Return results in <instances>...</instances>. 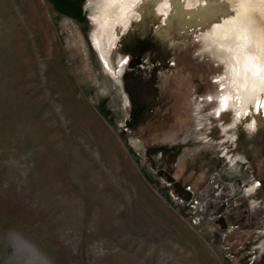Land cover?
I'll return each instance as SVG.
<instances>
[{
  "label": "rangeland",
  "instance_id": "374dc122",
  "mask_svg": "<svg viewBox=\"0 0 264 264\" xmlns=\"http://www.w3.org/2000/svg\"><path fill=\"white\" fill-rule=\"evenodd\" d=\"M89 1L0 0V264H264V123L216 116L225 67L193 28L156 37L159 6L132 18L110 51L124 73L109 75ZM126 73L157 77L163 99L137 127ZM216 177L243 181L245 218L214 197Z\"/></svg>",
  "mask_w": 264,
  "mask_h": 264
},
{
  "label": "bare ground",
  "instance_id": "6f19581e",
  "mask_svg": "<svg viewBox=\"0 0 264 264\" xmlns=\"http://www.w3.org/2000/svg\"><path fill=\"white\" fill-rule=\"evenodd\" d=\"M179 1L182 0L89 1L88 6L94 10L90 16L91 39L107 73L112 77H121L124 73L126 59L115 68L110 61V51L130 26L132 18L159 6L167 10L168 16L154 28L156 37L172 40L193 28L201 38L203 49L225 67L220 77L221 97L214 110L216 116L231 109L235 127L245 123L249 131L260 128L264 123V0H195L192 7L183 9L175 7L174 3ZM202 99L199 96L197 100L200 108ZM222 131L227 134L226 128ZM231 139L236 141L235 134ZM223 155L220 157L224 158ZM255 190L256 185L245 189L248 195L255 194Z\"/></svg>",
  "mask_w": 264,
  "mask_h": 264
},
{
  "label": "trees",
  "instance_id": "16d2710c",
  "mask_svg": "<svg viewBox=\"0 0 264 264\" xmlns=\"http://www.w3.org/2000/svg\"><path fill=\"white\" fill-rule=\"evenodd\" d=\"M58 10L65 13V11H62L60 9ZM125 76L126 89L132 101V110L134 117L133 123L131 125L132 127H137L144 123L146 119L150 118V116H156L155 114L157 113H155V110L156 108H158V106H160V102L163 99H160L161 97H158V95H156L158 94L157 77L152 76L149 80L143 81L142 78L134 75L133 73H126ZM149 96H151L150 102L148 99ZM167 111L168 110L163 109L162 116H159L162 118L168 117L169 113Z\"/></svg>",
  "mask_w": 264,
  "mask_h": 264
},
{
  "label": "flooded vegetation",
  "instance_id": "af4514ba",
  "mask_svg": "<svg viewBox=\"0 0 264 264\" xmlns=\"http://www.w3.org/2000/svg\"><path fill=\"white\" fill-rule=\"evenodd\" d=\"M217 176H219L217 174ZM217 180V181H216ZM216 180H211V184L215 188V191L213 192L214 197H221L224 198L226 201L229 200L231 202V207L240 208L243 211V217L245 218L248 215L249 212V205H248V199L244 198L242 194L238 193V187L243 183L241 180H237V184H232L231 182H222L223 180L218 179L216 177ZM239 185V186H238ZM252 186L255 184H251ZM249 185V186H251ZM260 186L261 183H258ZM210 198V196L208 195ZM220 220V219H219ZM225 227L226 223L223 222ZM220 226V225H219ZM224 227V228H225Z\"/></svg>",
  "mask_w": 264,
  "mask_h": 264
},
{
  "label": "water",
  "instance_id": "95a60500",
  "mask_svg": "<svg viewBox=\"0 0 264 264\" xmlns=\"http://www.w3.org/2000/svg\"><path fill=\"white\" fill-rule=\"evenodd\" d=\"M152 162V168L156 169L155 165H154V162L151 160ZM158 174L159 175H164L166 177V182H169V183H172L174 188H175V192L177 193L178 196H180L181 198H183L185 201H189L192 197L191 195V192L187 189L184 188V186L178 182V181H175V179L173 177H171L169 175V173H167L164 169H159L158 171ZM224 219L221 218L219 220V223L221 224V227L224 228L225 225H224ZM214 237L216 238V242H219L220 241V236L219 234H215Z\"/></svg>",
  "mask_w": 264,
  "mask_h": 264
},
{
  "label": "built area",
  "instance_id": "2783aa9c",
  "mask_svg": "<svg viewBox=\"0 0 264 264\" xmlns=\"http://www.w3.org/2000/svg\"><path fill=\"white\" fill-rule=\"evenodd\" d=\"M225 155H226V154H225ZM226 160H227V162L231 161V154H229V155L227 156ZM232 162H234V160H233ZM255 185H256V184H255ZM256 188H257V185H256ZM245 193H246V191H245ZM194 201L199 205V203H200L199 200H194Z\"/></svg>",
  "mask_w": 264,
  "mask_h": 264
}]
</instances>
